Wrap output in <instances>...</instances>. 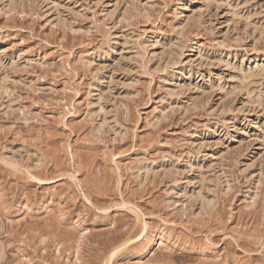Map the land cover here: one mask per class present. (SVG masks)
I'll use <instances>...</instances> for the list:
<instances>
[{
	"label": "rangeland",
	"instance_id": "1",
	"mask_svg": "<svg viewBox=\"0 0 264 264\" xmlns=\"http://www.w3.org/2000/svg\"><path fill=\"white\" fill-rule=\"evenodd\" d=\"M0 264H264V0H0Z\"/></svg>",
	"mask_w": 264,
	"mask_h": 264
}]
</instances>
